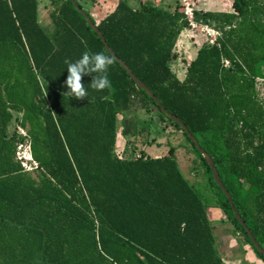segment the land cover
I'll list each match as a JSON object with an SVG mask.
<instances>
[{
  "label": "trees",
  "instance_id": "1",
  "mask_svg": "<svg viewBox=\"0 0 264 264\" xmlns=\"http://www.w3.org/2000/svg\"><path fill=\"white\" fill-rule=\"evenodd\" d=\"M118 59L177 116L213 159L234 207L264 249V0H232L234 12H194L219 32L199 49L181 80L172 68L190 26L151 2L120 0L99 23ZM51 25L39 0H0V264H227L209 208L218 203L263 260L213 172L182 127L170 119L115 57L111 88L64 96L67 65L85 51L109 53L71 0H52ZM112 55V54H111ZM107 96L108 99H102ZM135 102L182 130L206 168L194 185L173 149L152 158L117 156L119 116ZM137 123L134 122V127ZM26 130L36 174L17 159Z\"/></svg>",
  "mask_w": 264,
  "mask_h": 264
},
{
  "label": "rangeland",
  "instance_id": "2",
  "mask_svg": "<svg viewBox=\"0 0 264 264\" xmlns=\"http://www.w3.org/2000/svg\"><path fill=\"white\" fill-rule=\"evenodd\" d=\"M51 1L39 0V20L44 27H50L51 25L50 12L53 9ZM79 1L99 23L115 9L120 0ZM128 1L135 8H138L140 3L151 2L171 12L177 7L185 12L190 26L181 33L175 48L177 57L171 63L173 70L181 80H184L189 63L196 58L199 49L204 46H212L210 40L213 37L214 40H217L220 35L211 27L197 23L194 12H234L232 0ZM257 92L260 99L264 101V80L257 79ZM122 120L123 116H119L117 156L137 159L145 153L149 157L160 158L170 155L169 152L173 149V156L192 184L197 185L207 181L206 168L186 139L183 131L167 120L160 119L155 108L147 111L139 102H135L132 109L124 114V121H126L127 126H124ZM134 122L137 123V128L134 127ZM22 143V148L18 149V156L22 159L23 165L26 166L28 171L35 175L37 173L36 165L24 158L28 140ZM209 215L218 249L227 264H264L244 237L235 231L234 225L218 203H212L209 208Z\"/></svg>",
  "mask_w": 264,
  "mask_h": 264
},
{
  "label": "clouds",
  "instance_id": "3",
  "mask_svg": "<svg viewBox=\"0 0 264 264\" xmlns=\"http://www.w3.org/2000/svg\"><path fill=\"white\" fill-rule=\"evenodd\" d=\"M67 65V77L65 87L68 89L64 96L76 99H83L88 97V89L86 90L82 79L84 76H93L92 82L89 85L94 91L103 92L111 88V81L109 79V69L115 63V57L111 54H104L103 52L92 53L85 51L79 59L72 61L70 59L64 60ZM102 99H108L107 96Z\"/></svg>",
  "mask_w": 264,
  "mask_h": 264
},
{
  "label": "water",
  "instance_id": "4",
  "mask_svg": "<svg viewBox=\"0 0 264 264\" xmlns=\"http://www.w3.org/2000/svg\"><path fill=\"white\" fill-rule=\"evenodd\" d=\"M74 4V6L76 7V9H78L80 11V13L87 19L89 25L94 29V31L99 35V37L102 39V41L105 44V48L106 50L111 53L114 57L117 58L115 52L109 47L108 43L106 42L103 34L101 33V31L97 28V26L91 21L90 17L88 16V14L79 7V4L75 1V0H71ZM118 59V58H117ZM119 63L122 65V67H124V69L128 72V74L132 77V79L136 82L137 86L144 90L162 109V111L170 118L172 119L174 122L178 123L182 129L185 131V133L188 134V136L190 137V139L192 140V142L195 144L196 148L198 149V151L203 155V157L206 159V161L208 162V164L210 165L212 172H213V177L215 182L217 183V185L221 188V190L224 192V194L227 196L230 204L232 205L233 211L235 213L236 218L238 219V221L243 225V227L246 229V231L248 232L251 240L253 241L254 245L257 247V249L259 250L260 253H262L264 255V249L260 246L259 242L256 240L255 236L253 235L252 231L247 227L246 223L244 222V220L242 219V217L239 215L237 209L234 207L233 204V200L232 197L230 195V193L228 192V190L226 189V187L223 185L218 171L216 169L215 163L213 161V159L211 158V156L204 150L201 148L200 144L198 143V141L196 140V138L190 133L189 129L187 128V126L184 124L183 121H181L177 116L171 114L165 107H163L160 103V101L158 100V98L154 95V93L129 69V67L126 65V63L121 60L118 59Z\"/></svg>",
  "mask_w": 264,
  "mask_h": 264
},
{
  "label": "built area",
  "instance_id": "5",
  "mask_svg": "<svg viewBox=\"0 0 264 264\" xmlns=\"http://www.w3.org/2000/svg\"><path fill=\"white\" fill-rule=\"evenodd\" d=\"M194 27V26H193ZM217 32V31H216ZM210 36H213V35H210ZM214 38V37H213ZM211 39L210 40V42H211V44L212 45H215L216 44V42H217V40H214V39ZM19 134L22 136V137H24V139L25 140H28V146H27V149H26V152L24 153V158L26 159V160H28L27 159V155L29 156H31L32 157V155H31V142H30V139H29V136H28V134H27V132H26V130H24V129H22V128H20L19 127ZM22 145H23V143L21 142L19 145H18V147H17V159L21 162V164L23 165V162H22V159L18 156V149H21L22 148ZM33 159V158H32ZM28 161H30V160H28ZM34 161V160H33ZM32 162V161H31ZM34 164L36 165V169L38 168V165H37V163L34 161ZM23 167H24V169L26 170V171H28V169L26 168V166L25 165H23ZM30 172V171H29Z\"/></svg>",
  "mask_w": 264,
  "mask_h": 264
},
{
  "label": "bare ground",
  "instance_id": "6",
  "mask_svg": "<svg viewBox=\"0 0 264 264\" xmlns=\"http://www.w3.org/2000/svg\"><path fill=\"white\" fill-rule=\"evenodd\" d=\"M27 159L30 160V161H32L34 163L32 157L30 155L29 156L27 155Z\"/></svg>",
  "mask_w": 264,
  "mask_h": 264
},
{
  "label": "crops",
  "instance_id": "7",
  "mask_svg": "<svg viewBox=\"0 0 264 264\" xmlns=\"http://www.w3.org/2000/svg\"><path fill=\"white\" fill-rule=\"evenodd\" d=\"M191 62H192V61H191ZM191 62H190V63H191ZM190 63H189V64H190ZM178 77H179V76H178ZM261 80H264V79H261ZM118 127H119V122H118ZM118 138H119V133H118ZM118 140H119V139H118ZM143 150H144V152H146L145 149H143ZM147 152H148V151H147Z\"/></svg>",
  "mask_w": 264,
  "mask_h": 264
}]
</instances>
